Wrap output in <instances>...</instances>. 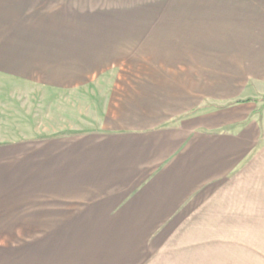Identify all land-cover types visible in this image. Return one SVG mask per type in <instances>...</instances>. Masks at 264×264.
Listing matches in <instances>:
<instances>
[{
  "label": "crops",
  "instance_id": "0c3cea01",
  "mask_svg": "<svg viewBox=\"0 0 264 264\" xmlns=\"http://www.w3.org/2000/svg\"><path fill=\"white\" fill-rule=\"evenodd\" d=\"M23 2L39 3L45 12L41 14L46 18L45 33L39 37L45 42L38 45L44 44V55L54 57L49 64L61 65L62 71L88 70L78 69L79 62L100 56L101 71L107 72L264 73V0ZM0 4L6 5L3 14L7 16L22 5L19 0H0ZM47 12H55V26ZM5 28L0 23V29ZM10 30L11 34L4 35L7 43H0V56L19 55L10 48L24 41L23 34L31 32V27L18 21ZM30 42L37 46L36 40ZM72 65L76 68H65ZM174 82L161 83L172 86ZM144 89L132 109H116L120 126L89 123L96 115L88 106L89 122L80 130L79 123L72 122L78 120L76 96L69 108L70 123L59 122L55 113V122L50 124L51 115L44 113V125L36 131L38 139H16L0 148L8 158L0 157V167L54 169V176L39 178L38 196L29 198L25 192L19 198V192H14L16 197L5 213L12 215V225L31 224V215L44 225L40 230L56 233L72 231L78 225L73 217H131L128 220L133 222L121 231L131 233L132 239L123 248L129 249L124 255L134 258L133 264L173 263L164 257H180L178 262L184 264L188 253L183 241H167L171 251L164 254L167 250L159 252L158 239H153L160 232L171 233L169 237L177 240L203 237L189 242L206 250L192 252L193 261L188 264H221L223 260L213 250L218 245L207 242L231 241L234 233L264 231V223L256 229L260 223L255 219L264 216V186L256 191L254 129L240 131L238 116L229 109L160 129V120L192 113L199 105L180 101L176 112L173 102L165 111L162 107L168 100H185L189 92L176 97L169 86L149 93ZM254 111L252 107L250 114ZM26 132L30 134L29 129ZM262 153L264 162V149ZM26 182H15L12 189L25 191ZM0 199L7 201L3 196ZM256 200H262L261 207H256ZM145 256L152 258L144 262Z\"/></svg>",
  "mask_w": 264,
  "mask_h": 264
},
{
  "label": "rangeland",
  "instance_id": "374dc122",
  "mask_svg": "<svg viewBox=\"0 0 264 264\" xmlns=\"http://www.w3.org/2000/svg\"><path fill=\"white\" fill-rule=\"evenodd\" d=\"M19 1L22 5L13 8V13L8 16L3 14L6 5L0 4V23L6 26L4 30L0 29V43H7L4 35L11 34L10 28L18 21L31 27V32L23 34L24 41L4 49L10 48V51L18 52L19 55L15 53V55L0 56V148L10 145L7 143L14 142L16 139H38L36 131L40 124L44 125V113H47V117H50L48 114L51 115L52 120H48L50 124L55 122V113L59 122L70 123L69 108L76 96L79 98L78 120L73 118L72 122H78L80 130L86 127V123L89 122L86 120L88 106L95 110L96 115V120L89 123L101 122L108 128L120 126L119 120L116 119V109H132L135 97L141 92L142 86L143 88L145 86L144 90H148L147 93H149L151 90H159V87L163 85L169 86V90L172 89L176 97L183 92H189V96L188 98L186 96L185 100L177 98L173 101L168 100L165 108L162 107L165 111L168 107H172L173 102L176 112L180 109L178 108L180 101L189 102L188 100H190L192 105L199 106L192 113L176 116L172 120H160L158 125L160 129L174 126L181 120L198 121L201 117L205 115L208 117L218 109L225 111L229 109L236 113L240 122V131L253 127L256 135L254 157L256 191H262V185L264 186L262 184L264 180V162L262 160L264 109L257 113L262 103H237V101L264 96L263 72H107L101 71L103 57L100 56H96L94 60L79 62L78 69L88 70L62 71L60 70L61 65L49 64V60L54 57H48V54L44 55V44L38 45V42H45L39 38L45 33L43 23L46 22V18L41 16V14L45 15L41 5ZM46 14L49 16L50 22L53 23L52 26H55L56 23L53 21L56 19L55 12ZM31 40H36L33 43H37V46L31 45ZM65 68H76V66H66ZM93 69L99 70L93 71ZM157 81L160 83L175 81L176 83L174 82L171 86L159 84ZM73 82H78L77 86L79 85V87H72ZM178 85H184V87ZM86 101L92 102L87 104ZM252 107L255 108V111L250 114ZM89 110L91 109L89 108ZM247 116L248 119L245 120ZM125 122L128 126L131 123L130 120ZM27 129L30 130L29 135H27ZM19 131H23V133ZM22 134L23 136H20ZM26 135L27 137H24ZM1 151L0 157L4 160L8 159L7 152ZM52 176H54V169L51 168L0 167V197L3 196L7 200L0 199V264H133L135 259L124 255L129 249L123 248L126 240L131 238L129 237L131 233L121 231L126 223L133 222L128 220L131 217L99 215L73 217L74 223H78V225H74L72 231L64 230L57 233L42 231V228L40 230V227H44V225L37 224L34 221L35 217L31 215L28 216L31 224L12 225V215L10 217L5 212L7 208L11 207L16 197L14 192H19V198L26 195L25 192H29V198L38 196L39 178ZM24 179L28 182L29 188L25 191H14L12 187L15 182L21 183ZM258 206H262V200H256V207ZM12 209L14 210V208ZM255 219L256 223H260V226L256 225V229H262L264 216L255 217ZM170 234L160 232L156 235L158 237L154 235L153 239H158L155 246L159 248V252L167 250L164 252L165 254L171 251V244L167 241H183L184 252L188 253V255L185 254L184 264L193 261L194 253L192 252L206 250L202 249L203 247L194 248L192 243H189L202 240L201 236H188L187 241L186 238L184 240L170 238ZM233 237L230 239L231 241L207 242L208 246L218 245V248L213 250L223 260L221 264H264L263 230L251 233H234ZM93 245L94 247H91ZM155 246L151 249L153 252ZM210 249L212 248H208L209 251ZM122 252L123 255H121ZM92 253L94 255L89 257ZM173 254L176 255L175 252ZM87 257H89L88 262ZM151 258L152 256H145L144 262ZM162 259L172 260L173 263L168 264H183L178 262L179 259H182L180 257H164ZM207 264L220 263L208 262Z\"/></svg>",
  "mask_w": 264,
  "mask_h": 264
},
{
  "label": "trees",
  "instance_id": "16d2710c",
  "mask_svg": "<svg viewBox=\"0 0 264 264\" xmlns=\"http://www.w3.org/2000/svg\"><path fill=\"white\" fill-rule=\"evenodd\" d=\"M249 102H253V103H262L261 107H260V111L264 109V96L258 97V98H247L244 99L242 101H237V103H249Z\"/></svg>",
  "mask_w": 264,
  "mask_h": 264
}]
</instances>
